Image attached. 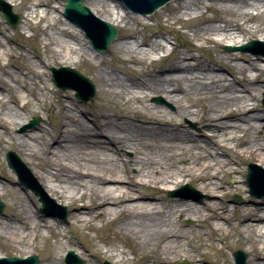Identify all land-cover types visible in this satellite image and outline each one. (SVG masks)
<instances>
[{
  "label": "bare ground",
  "instance_id": "bare-ground-1",
  "mask_svg": "<svg viewBox=\"0 0 264 264\" xmlns=\"http://www.w3.org/2000/svg\"><path fill=\"white\" fill-rule=\"evenodd\" d=\"M6 1L21 12V20L27 28L39 32L37 41L43 55L35 51L38 65L52 61L65 66L59 69L74 70L72 67L85 58L92 66L99 92L92 109L59 96L58 90L46 87L50 78L37 72L39 67L28 61L21 44L16 43V34L5 36L0 31V55L8 59L7 65L0 63V71L8 78L0 79V148L16 149L29 164L43 191L31 182L29 187L43 208L39 212L49 217L40 215L33 206L34 198L15 188L13 182L0 184V195L8 187L14 202L8 216H0V239L22 254L21 259L35 255L38 242L53 240L54 250L47 251L44 264H65L68 252L81 259L87 251L85 247L80 251L82 244L72 234V226L93 231L98 221L113 224L123 241L103 242L99 252L89 253L82 264L104 259L113 264H178L182 260L188 264H230L226 259L209 262L211 250L222 258V239L229 235L235 236V243L248 253V257L245 256L248 264H264V199L252 196L264 188V114L261 113L263 107L253 103L263 90L264 78L250 73V70L264 69V65L256 62L264 61L263 57L245 54L238 57L231 53L226 58L229 66L218 61L229 68L226 70L234 79L230 82L204 63L201 55H192L193 51L199 52L200 46L188 45L185 52L172 49L160 58L163 63L160 64L152 56L165 52L166 37L156 32L147 36L129 31L114 41L109 54H116L111 55L114 60L111 58L108 64L90 50L92 47L95 52L104 53L109 47L101 46L98 51L99 46L93 45L105 35L102 22L112 27L125 26L129 15H141L128 10L120 12V4L109 0H83L89 13L85 12L86 16L77 21L85 32L64 18L54 17L49 21L54 9L52 0ZM178 1L156 17L170 19L171 14L182 11L187 17H174L172 23L186 29L187 36L193 40L214 47L226 46L227 51L245 47L250 36L264 42V25L256 21L258 16L264 15V0H205L208 4L203 0ZM63 6L60 5V12ZM199 7L211 13H226L233 20L221 15L208 17L196 11ZM33 22L44 23V26L36 24L34 27ZM215 22L221 25H213ZM172 23L168 25L171 33L174 32ZM71 27L80 33L83 31L85 37L82 34L78 37L69 29ZM17 35L21 36V32ZM11 42L17 45L15 50ZM240 58L247 61L249 67L239 63ZM92 60L97 61L94 64ZM127 64L141 68L130 70ZM79 75L59 70L51 75V81L57 88L62 85L67 87L65 90L75 91V97L77 93L82 101L76 97L77 100L86 104L94 98L96 89L90 79ZM86 80L95 90L92 98L88 96L89 100L82 90L86 88ZM16 84L27 89L38 104L56 118L52 131L40 125L37 132L13 133L26 121L20 110L30 114L34 108L19 94ZM155 95L176 104L178 116L196 122L201 127L199 136L181 129V124L172 125L164 120L165 110L148 103ZM125 151H131L133 157L126 158ZM15 159L18 160L13 164L25 175L24 165L10 152L11 162ZM246 164L243 188L240 178ZM26 173L25 184L29 172ZM230 176H235L233 185L224 182ZM160 184L165 187L161 189ZM190 184L208 198L200 204L178 197L163 198L164 190L172 191L181 186L169 193L178 196L188 191L181 188ZM247 187L250 192L241 206L225 203L228 195L245 193ZM190 193L197 194L194 190ZM63 214L70 221L66 228L55 221L65 223L61 220ZM185 218L192 222L189 229L182 227ZM44 231L48 235H44ZM193 232L197 237L203 235L206 244L192 242ZM127 253L132 255L130 260ZM0 258L6 256L0 253Z\"/></svg>",
  "mask_w": 264,
  "mask_h": 264
},
{
  "label": "rangeland",
  "instance_id": "rangeland-1",
  "mask_svg": "<svg viewBox=\"0 0 264 264\" xmlns=\"http://www.w3.org/2000/svg\"><path fill=\"white\" fill-rule=\"evenodd\" d=\"M2 1L4 3H7L6 0H2ZM52 1H53L54 9H52V15H51V17L48 18V20L52 21V19L54 17H56L60 20H64L65 18L62 15L63 7H62V12H60V5L65 4V0H52ZM111 1L113 3H115L116 5L120 4V12H122V10L123 11L128 10L123 3H119L117 0H109V2H111ZM183 1H185L187 3H193L196 0H183ZM178 2H179L178 0H175L174 2L170 1V2L166 3L165 5L161 6L160 8H158L153 13L145 15V16H143V15H141V16L129 15V18H128L125 26L123 24H119L118 26L114 27L116 29V31L118 32V36L116 37V40H113L112 42H110V44L108 45L109 46L108 49L104 53L95 52L94 50H92L91 45H90L91 49H90V47H89V49L91 50L92 54H95L97 56V58L102 57L109 64V63H111V58L114 60V58L111 57V55L116 54V53H112V52H111L112 54H109L110 50H113L112 49L113 43H114V41L120 40V37L124 33H128L129 31H135L136 33H142V34H145L148 36V35H151V33L156 32L158 35H164L167 39V42L165 43V45H166L165 52L160 51V52L155 53L152 56V59H154L157 63L161 64L162 60H160V58L165 53H169L172 49L175 51H179V52H185V47H187L188 45L200 46L199 52L193 51V52H191L192 55H194V56L201 55L202 56L201 60L204 63L210 65L214 72H217V73H220V74L226 76L230 82H233L234 79H233V76L231 74H229L227 71V70H229V68L225 64L222 65L221 63L218 62V61H221L223 63H226L229 66V63H228L229 60L226 59L227 55L233 53L239 57L241 54H245V55H249L251 57H256V56L257 57H263V60H264V46L257 45V46H254V48H252L249 51H241V50H229V51H227V50H224V47H226V46H215L214 47L212 44H206V43H203V42L189 38L187 36V30L186 29H183L178 23H172L174 17H178V16L182 17V18L187 17L184 13H182V11L174 12L173 14H171L169 16L170 19H167V17H164V16H162L161 18L156 17V16H158L157 14L160 11L167 8V6H169V5L175 6ZM203 2L205 4L209 3L208 1H205V0H203ZM10 6L12 8L13 13L16 14L19 18V25L15 29L11 28V26L6 24V22L4 21V19L0 15V31L3 32L5 34V36H11V35L16 34V36H15V38L17 39L16 43L21 44L23 52L25 54H27L28 61L32 64H36L39 67L37 69V72L41 73L42 75L49 77L50 81H51V75H52L51 68L58 69L59 67H61L63 65H59L58 63H53L52 61H48L45 64L38 65L39 62H38V59L35 57V51L38 50V52H40V54L43 55V49L41 48L40 44L37 41V38H39L40 34L36 30L27 28L23 24V21L21 20V12L16 7H13V5H10ZM128 11H130V10H128ZM196 11L197 12H204L205 15L208 17L221 15L227 19L233 20V17L231 15H228L226 13L207 12V11H205V9H202V7L201 8L199 7L198 9H196ZM252 13L254 15L256 14L255 11H252ZM94 16H96V18L100 19L101 21L104 20V18L102 16H100L99 14H94ZM65 20H67V19H65ZM256 21H258L264 25V15L258 16ZM137 22H139V23H137ZM169 23L173 24V25H171L173 30H174L173 33H171L169 31V28H168ZM33 24H34V27L38 25L36 22H33ZM40 25L44 26V23H40L38 26H40ZM213 25H221V23L215 22V23H213ZM74 26H76V25H74ZM69 29L72 30L78 37H81V34L84 35V33L81 29L80 30L82 31V33L78 32L74 27H71ZM18 31L21 32V36L17 35ZM1 35L2 34L0 33V37H1ZM84 37H85V35H84ZM253 40L258 41L257 38L250 36V38L247 39L245 44L250 42V41H253ZM10 44L14 47V50L17 48V45L15 43L11 42ZM87 44L89 45V43H87ZM14 56H16V55L14 54ZM27 57H26V59H27ZM19 61L23 62V59H20ZM96 61L97 60H92L91 63H94V62L96 63ZM237 61L239 63L245 65L246 67H249V63L247 61H244L241 58L238 59ZM256 62L264 65V61H256ZM0 63L7 65L8 59L5 58L4 56L0 55ZM119 65H121V64H119ZM63 67H65V66H63ZM126 67L129 68L130 70H139L141 68L140 66H136L133 64H127ZM72 68L75 71L86 76L95 85L96 94L91 101H89L86 104L80 103L77 100V98L75 97V91L63 90V89L57 88L52 83V81L51 82L46 81L47 82L46 87L48 89L58 90L59 96L64 97L66 100H74L82 108L87 107V108L92 109L96 105V102L98 99V92H99V86L93 77L92 66L90 64L88 65L87 60H85V58H83V59H81V62L79 64L74 65ZM9 69L18 71L13 66H9ZM116 72L120 76L124 75L123 73H121V71L120 72L116 71ZM23 73H25L24 70H23ZM250 73L252 75H256V76H260L261 78H264V69L261 71H258L255 69L250 70ZM237 78H238V76H237ZM0 79L8 80L6 74H3L1 71H0ZM44 79H46V77H44ZM27 81H28V83H27L28 87L31 88L32 86L30 85V80H27ZM13 85H15V83ZM39 86L41 88L42 84H40ZM236 86L238 88L241 87L239 85H236ZM17 87H18L19 92H20L19 94L25 96L33 104L34 108L30 110V114H29V112H25V111L19 109L21 113L25 114L26 121L24 122V124L17 126L15 128V130L13 131V133L19 134V135H24V134H30L33 132H37L38 127L40 125L46 127L48 130L52 131L54 128V123L57 121L56 118L47 111L45 106L39 105L38 101L35 99V97L33 95H31L29 93V91L27 89H25L24 87H22L19 84L17 85ZM0 91H1V88H0ZM2 94L7 95V93L4 91H2ZM258 96H259L258 101H253V103L256 105V107H259V108L263 107V110L261 113L264 114V103H263V101H264V87H263L262 92ZM158 100H159V102H158ZM148 103L152 104V105L159 106L160 108H163V110H165V113L162 115V118L164 120L170 122L172 125L181 124L182 125L181 129L188 130L190 132V134H192L196 137H198L199 134L201 133V127H199L196 122L191 121V120L187 119L186 117L178 116V114H177V107L178 106L176 104H174L172 102H168L167 100H165L160 95L152 96L151 98H149ZM10 105L14 106V107L15 106L18 107L14 103H10ZM106 113L112 114V112L110 110H106ZM34 119H38V123L33 128H27V126L30 124V122H32ZM9 151L13 152L19 158V161L24 165V169H26V171L29 172L27 175V177H28L27 184L20 182L18 180V178L16 177V172L13 169H10L8 167L6 160H5V155ZM21 156L22 155L14 148H10L7 146L0 148V184H5L7 182H13V186L15 188H17L18 190H22V191L26 192L27 194L32 196V198H34L33 206H36L38 213L40 215H43L39 212V209L41 208V204L38 201V197L36 195H34L32 190L30 189L29 182H31L32 185L37 186V187H40V185L38 184L37 179L33 176L31 169L29 167V164L26 162V160L24 161ZM124 156L126 158L130 159L131 157H133V153L131 151H125ZM181 163L184 164L185 161H182ZM247 165L248 164L243 166V177L240 178L241 179V186L243 188H245V186L242 184V181L243 182L246 181ZM25 174H27V173H25ZM234 181H235V176L226 177L224 179V182L227 185H233ZM168 185L171 186V184H168ZM183 185H189V184L184 183ZM159 186L161 189H163L165 187L163 184H160ZM246 186H247V184H246ZM180 187H178L172 191L164 190L163 191V198H176V197H178L184 201H191V202H194L197 204H200L203 200H206L208 198L203 192L196 189L193 186V184H190V187L192 188V190L196 191L197 194L190 193V191H186V192L182 191L178 196H170L169 195V193L179 190ZM40 189H41V187H40ZM8 190H9V188L6 187V192L4 194L0 195V201L4 205L2 211L0 212L1 217L2 216H8L10 209L12 207L11 204L14 203L13 201H11L13 196ZM245 190H246L245 193H242L239 195H237V194L228 195L225 198V203L229 206H232V205L241 206L243 204V198L245 197V195H249L250 188L247 187ZM256 194L257 195L252 194V196H254L257 199H264V196H263L264 195V188L260 189L258 191V193H256ZM217 199L219 200V198H217ZM235 200H238V201L235 202ZM44 218H49V217L44 216ZM51 219L52 218H50V220ZM55 221L58 222V224L63 228H66L70 225V221H69V218L67 216H66V222L65 223H61L57 219H55ZM52 222H54V221H52ZM181 224H182V227H184L186 229H189L192 226V222L186 218L183 219ZM95 225H96V229L93 231L90 230L88 227L72 226V234L82 244L79 247L80 251L83 249V247H85L87 249V251L84 252V255L82 257H80L81 258L80 260L82 262L83 261L85 262V259H87L89 257V253H92V254L98 253L100 248L103 246V242H107V241L114 242L116 240L121 241V242L123 241V240H121L120 236L118 234H116V232H115L116 230H115L113 224H108V223L107 224L106 223L100 224L98 221H96ZM195 233L196 232L192 233L193 234L192 239H191L192 242H199V244L200 243L206 244L207 241L204 239L203 235L197 237ZM43 234L48 235L46 231H44ZM222 242L224 244L223 249H222V252H223L222 258L217 256V253H215L214 251L211 250V252L209 253L210 254V257H209L210 263H213L215 260L218 262H221L222 260L226 259L229 261L230 264H234V259L232 256V254L234 252L241 251L244 254L246 253L242 246L235 243L236 237L233 235H229L227 237H224L222 239ZM219 245L222 246V243L220 242ZM32 249H33V247L30 246L29 250H32ZM195 249L198 250V248H195ZM48 250H54V241L51 240L48 243H46L44 241H40L37 244V251H36L35 255H32V256H36L38 258L39 264H44L45 258H46V253ZM125 251L127 252V249H125ZM0 253H1V255L3 254V256H6V257L22 258V254H19L14 248L9 246L8 243L2 239H0ZM66 254H67V252H65L63 254V260H64ZM245 256L248 257V253H246ZM127 258L130 260L132 258V255L130 253H127ZM104 262H106L108 264H113L111 261H109V260L107 261L105 259L100 260V261H95L94 264H104ZM178 264H188V263L185 260H182ZM204 264H207V263H204ZM245 264H248V262L245 261Z\"/></svg>",
  "mask_w": 264,
  "mask_h": 264
},
{
  "label": "water",
  "instance_id": "water-1",
  "mask_svg": "<svg viewBox=\"0 0 264 264\" xmlns=\"http://www.w3.org/2000/svg\"><path fill=\"white\" fill-rule=\"evenodd\" d=\"M82 1L83 0H66V3L64 5L63 16L66 19H68L70 22L75 24L76 26L85 30L83 28V26H80L78 21H77V19L79 21H81L80 19L83 16H86L85 15L86 13L87 14L89 13V10L83 6ZM118 1L122 2L126 6V8L128 10H130L131 12L139 13V14L145 16V15L153 13L155 10H157L158 8H160L161 6H163L164 4H166L167 2H169L171 0H118ZM0 11L2 12V17L6 21V24L10 25L13 29H15L19 25V20L17 19L16 15L12 12L10 5L4 3L2 0H0ZM102 24L106 28L105 35L102 37V40L100 42H97L96 44L92 43L94 46H99L97 48L98 51H101L100 50L101 46L107 48V46L110 44V42L115 40L117 35H118L116 29L114 27H112L110 24H108L106 22H102ZM85 32H86V30H85ZM257 45L264 46V43H260L259 41L253 40V41H250V43L248 45L240 48L239 50L249 51L254 46H257ZM59 70H62V71L65 70V71L69 72L70 74H72L73 76H78V77L81 76V75H79V72L71 70V69L69 70V69H62V68H60V69L59 68L58 69L51 68L52 74H55ZM86 81H87L86 88L85 89L80 88V90L81 89L84 90L85 96L87 97L86 99L89 100V98H92L95 90L92 86V83L89 80H86ZM57 86L61 89H64V90L67 89V87H64L62 85H57ZM84 93H82V94H84ZM79 96L80 95H78L76 93V97L78 99H80ZM88 96H89V98H88ZM87 100H85V101H87ZM37 123H38V119H35L27 126V128H33ZM6 157H7L8 167L13 169L17 174L18 180L20 182L24 183L26 181V180H24V178L26 177L25 176L26 174L22 175L20 172V169L16 166V164H13V163H16L18 159L17 160L15 159L13 162H11L10 152L7 153ZM24 170L26 173L27 172L26 169H24ZM183 189L188 190V191H193L189 186L188 187H182L181 191ZM236 201H238V200H235V202ZM2 208H3V204L0 201V212H1ZM40 211H43V208H41ZM61 220H62V222H66V214H63L61 216ZM233 257L235 259V261H234L235 264H245V262H244L245 261V254L243 252L236 251L235 253H233ZM0 263L1 264H38L39 261H38V258L36 256H30L26 259L9 257V258H0ZM64 263L65 264H82L83 262L73 252H68V257H66V262H64ZM104 264H108V263L105 262Z\"/></svg>",
  "mask_w": 264,
  "mask_h": 264
}]
</instances>
